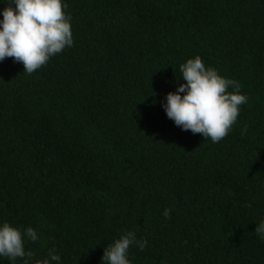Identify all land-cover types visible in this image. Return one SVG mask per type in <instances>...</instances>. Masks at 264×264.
Returning a JSON list of instances; mask_svg holds the SVG:
<instances>
[{
  "label": "trees",
  "instance_id": "obj_1",
  "mask_svg": "<svg viewBox=\"0 0 264 264\" xmlns=\"http://www.w3.org/2000/svg\"><path fill=\"white\" fill-rule=\"evenodd\" d=\"M64 3L71 48L0 62V223L60 264H102L128 231L148 241L131 264H264V0ZM196 56L248 97L217 143L161 107Z\"/></svg>",
  "mask_w": 264,
  "mask_h": 264
},
{
  "label": "clouds",
  "instance_id": "obj_2",
  "mask_svg": "<svg viewBox=\"0 0 264 264\" xmlns=\"http://www.w3.org/2000/svg\"><path fill=\"white\" fill-rule=\"evenodd\" d=\"M0 3L6 5L0 9V62L12 58L22 64L24 73L32 74L51 57L73 46L71 16L65 11L64 0H0ZM179 72V79L186 83H177L175 91L168 92L161 101L167 118L183 131L200 134L212 143L219 142L228 135L248 97L233 80L221 76L214 67H206L199 56L181 63ZM230 87L233 91H228ZM163 215L168 218L169 210L165 209ZM254 232L264 241V220L256 224ZM37 240V232L31 227L22 232L8 222L0 223V257L12 261L19 258L22 264H60L61 257L52 248L40 259L26 250L27 241ZM147 243L128 231L104 247L101 262L131 264L129 248L135 245L143 251Z\"/></svg>",
  "mask_w": 264,
  "mask_h": 264
}]
</instances>
